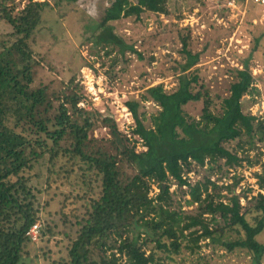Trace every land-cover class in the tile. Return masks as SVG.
<instances>
[{
    "label": "trees",
    "instance_id": "trees-1",
    "mask_svg": "<svg viewBox=\"0 0 264 264\" xmlns=\"http://www.w3.org/2000/svg\"><path fill=\"white\" fill-rule=\"evenodd\" d=\"M10 1H0V20L13 27L0 38V264H26L25 254L32 243L27 232L38 219L32 175L27 172L45 156L51 163L50 175L70 181L75 177L85 199L76 237L70 240L67 256L56 264H162L157 250L178 254L185 239L192 253L200 249L201 240L210 239L229 251L246 249L260 264L264 243L257 237L264 231V163L256 174L263 192L253 197V222L242 211L239 196L222 200L223 189L232 192L231 186L219 185L210 177L192 182L188 175L196 167L208 166L213 171L244 161L227 144L244 136L253 138L256 132V116L246 114L242 102L254 87L248 64L236 70L237 79L217 111L210 90L197 74L189 72L199 56L183 39L187 62L177 88L168 92L163 84L154 85L144 97L160 106L151 126L140 117L137 102L127 103L136 122L133 135L140 140L133 144L111 118L106 120L112 137L91 138L95 124L90 115L82 121L75 118L83 111L79 106L82 94L33 85L38 61L31 39L49 3L30 0L16 11ZM169 2L111 0L97 24L96 44L119 45L124 51L128 45L114 32L112 22L132 16L139 19L146 11L168 13ZM192 102L203 104L199 119L184 109ZM259 132L263 135L264 131ZM140 141L145 149L138 151ZM172 182L187 186L190 203L198 204L197 214L174 208ZM153 185L159 191L151 196ZM205 215H211L218 226L211 228ZM227 227L243 231L244 236L230 239Z\"/></svg>",
    "mask_w": 264,
    "mask_h": 264
},
{
    "label": "rangeland",
    "instance_id": "rangeland-1",
    "mask_svg": "<svg viewBox=\"0 0 264 264\" xmlns=\"http://www.w3.org/2000/svg\"><path fill=\"white\" fill-rule=\"evenodd\" d=\"M29 1L11 0L10 4L20 11ZM34 1L49 4L31 39L38 61L33 85L48 86L49 91L72 89L82 94L79 106L83 111L75 118L82 121L90 115L95 124L91 138H111L106 120L111 118L133 144L140 140L133 135L136 122L127 103L137 102L140 117L146 126H151L152 117L160 106L144 97L147 89L154 85L163 84L168 92L177 88L182 67L187 62L183 39L187 40L188 49L199 56L198 63L189 72L197 74L198 81L210 90L217 111L221 110L223 98L230 94V86L237 79L236 70L248 64L254 76V87L242 102L244 112L256 116V132L253 138L244 136L227 144L233 153L244 157V161L235 167L223 165L221 170L196 167L188 175L192 182L210 177L219 185L231 186L232 192L223 189L225 197L222 200L228 202L234 194L239 196L242 211L253 222V197L262 191L256 174L261 172L264 163V2L170 0L168 13L146 11L139 19L132 16L112 22L114 32L128 45L122 51L119 45H97L94 38L97 24L111 0ZM12 31L10 24L0 20V38ZM54 104L59 105V101ZM202 107V102H192L184 109L188 115L199 119ZM143 149L141 141L138 142L137 150ZM50 168L51 163L45 156L27 172L32 175L30 185L41 232L39 239L27 248L26 264H56L66 257L70 240L76 237L77 217L84 214V193L76 185L75 177L70 181L56 173L50 175ZM170 190L174 193V208L178 212L198 213V204L190 203L187 186L180 187L172 182ZM158 191L157 185H153L150 195ZM216 217L220 225L225 226L224 221ZM205 218L211 228L218 226L211 215ZM226 235L234 239L244 233L227 227ZM257 239L264 243V231ZM187 242L185 239L178 254L157 250L161 263L256 264L246 249L229 251L219 242L203 239L200 249L192 253L185 246ZM147 248L150 252L151 247ZM260 264H264V256Z\"/></svg>",
    "mask_w": 264,
    "mask_h": 264
},
{
    "label": "built area",
    "instance_id": "built-area-1",
    "mask_svg": "<svg viewBox=\"0 0 264 264\" xmlns=\"http://www.w3.org/2000/svg\"><path fill=\"white\" fill-rule=\"evenodd\" d=\"M258 2H264V0H257ZM41 223L36 221L28 230L27 235L30 236L32 241H36L40 237Z\"/></svg>",
    "mask_w": 264,
    "mask_h": 264
}]
</instances>
